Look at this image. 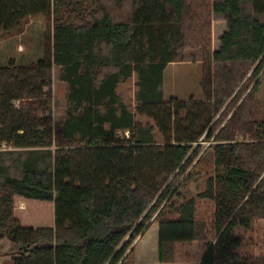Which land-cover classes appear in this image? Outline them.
<instances>
[{
    "label": "trees",
    "instance_id": "trees-1",
    "mask_svg": "<svg viewBox=\"0 0 264 264\" xmlns=\"http://www.w3.org/2000/svg\"><path fill=\"white\" fill-rule=\"evenodd\" d=\"M38 16L42 59L0 67V243H13L0 256L135 264L156 222L162 263L211 236L199 264H264L234 234L264 219V0H0V41ZM175 62L202 63L201 100L164 99ZM55 69L68 86L54 121ZM16 196L53 202L54 226H23Z\"/></svg>",
    "mask_w": 264,
    "mask_h": 264
},
{
    "label": "rangeland",
    "instance_id": "rangeland-1",
    "mask_svg": "<svg viewBox=\"0 0 264 264\" xmlns=\"http://www.w3.org/2000/svg\"><path fill=\"white\" fill-rule=\"evenodd\" d=\"M213 26V32L215 35V37L213 36V46L214 49H216L218 45V39L224 32L226 26L223 21H215ZM46 27L47 20L45 16L31 18L27 21V23H25L23 31L18 36L7 37L0 41V67L8 65L10 60H14L17 65H30L42 59L44 41L43 36L46 32ZM54 73L52 86L47 87L46 90L50 89L53 95L54 104L52 116L53 120L55 121L61 118L65 112V96L68 85L64 82L58 81L56 78V69ZM201 80L202 63H169L164 71V99L166 101L170 98H177L181 101H186L191 98L196 101L201 100L203 98V91L200 85ZM135 90V80L133 77L121 84L119 88V92L125 97V101L128 104L135 103ZM140 119L143 123L150 121L145 117ZM120 135L122 137H127L129 132H120ZM155 138L157 141H163V137L157 130H155ZM201 143L207 147L211 141H202ZM26 201L25 202L27 206H25V204L22 202H18L16 197L14 203L16 215L20 219L23 226H54L55 211L53 202L32 199H26ZM198 205L202 214H205L208 217L209 215H212V202L208 200H202ZM155 233L156 231L152 229L148 234L147 240H152ZM234 234L236 236H240L244 240V244L240 252L245 255H250L254 258L264 257V219H255L251 229L249 230L236 227L234 229ZM210 238L211 236L208 238V240H205L207 242L196 241L202 243L204 248H201L202 246L199 243L194 242L183 244L177 243L176 251L178 258L175 262H178L179 260L182 262V260H184L187 256H189L190 260L194 259L197 255L200 257L203 250L208 248ZM12 245V241L7 238L2 240L0 243V247L3 251H9ZM10 259L11 256H0V264H10Z\"/></svg>",
    "mask_w": 264,
    "mask_h": 264
},
{
    "label": "crops",
    "instance_id": "crops-1",
    "mask_svg": "<svg viewBox=\"0 0 264 264\" xmlns=\"http://www.w3.org/2000/svg\"><path fill=\"white\" fill-rule=\"evenodd\" d=\"M213 29H214V26H213ZM225 29H224V31H225ZM213 36L215 37L214 32H213ZM217 47H219V39H218ZM133 78L135 79V77H133ZM16 197H17L18 202H22L25 204V206H27V204H26L27 201L25 198L18 197V196H16ZM14 212H15V216L17 217L16 209ZM152 229H154L156 231V233H155L152 240H147L148 234ZM193 242L199 243L196 241H193ZM184 243H191V242H184ZM181 244H183V243H181ZM199 244L202 246V247L200 246L201 248H204V245L202 243H199ZM206 250L207 249L203 250L200 257H198V255H197L192 260H190L189 256H187L184 260H182V262H180L181 260H179L178 262H171V263L160 262V259H159V224L153 223L150 225L148 230L138 238V240L135 244V253H136L135 264H199L200 260L204 256Z\"/></svg>",
    "mask_w": 264,
    "mask_h": 264
},
{
    "label": "built area",
    "instance_id": "built-area-1",
    "mask_svg": "<svg viewBox=\"0 0 264 264\" xmlns=\"http://www.w3.org/2000/svg\"><path fill=\"white\" fill-rule=\"evenodd\" d=\"M5 146H3L2 148H4Z\"/></svg>",
    "mask_w": 264,
    "mask_h": 264
},
{
    "label": "water",
    "instance_id": "water-1",
    "mask_svg": "<svg viewBox=\"0 0 264 264\" xmlns=\"http://www.w3.org/2000/svg\"><path fill=\"white\" fill-rule=\"evenodd\" d=\"M51 246V245H50Z\"/></svg>",
    "mask_w": 264,
    "mask_h": 264
}]
</instances>
